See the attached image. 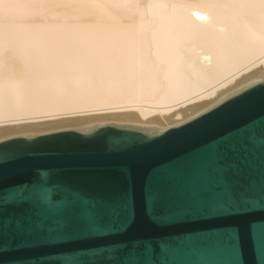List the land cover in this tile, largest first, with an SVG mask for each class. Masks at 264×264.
<instances>
[{
  "label": "bare ground",
  "instance_id": "1",
  "mask_svg": "<svg viewBox=\"0 0 264 264\" xmlns=\"http://www.w3.org/2000/svg\"><path fill=\"white\" fill-rule=\"evenodd\" d=\"M10 1L0 0V141L98 122L167 129L264 73L258 2Z\"/></svg>",
  "mask_w": 264,
  "mask_h": 264
},
{
  "label": "snow or ice",
  "instance_id": "2",
  "mask_svg": "<svg viewBox=\"0 0 264 264\" xmlns=\"http://www.w3.org/2000/svg\"><path fill=\"white\" fill-rule=\"evenodd\" d=\"M233 2L264 5V0ZM172 131L176 137L170 133L151 141L118 131L107 140L106 152L103 147L96 151L148 158L176 138L206 137L194 155L180 159L172 168L150 170L142 193L145 213L154 224L235 218V223L188 233L187 237L220 252L224 259L217 264H243L246 246L251 249L254 264H264V215L256 216L257 212L264 213V81L183 129ZM65 150L77 154L83 148L70 143ZM29 151L17 141H0V186L5 183L6 171L24 162ZM257 153L258 173L252 167ZM55 174L59 177L60 170L56 169ZM86 179L104 195L86 197L73 189L71 196L54 199L52 188L43 187L39 181L18 188L10 186L7 195L0 197V241L8 240L10 247H41L84 240L99 232L102 222L110 224L114 231L126 232L136 218L129 190L110 173L100 172ZM54 184L59 189L68 187L59 179ZM25 191L28 195H24ZM22 205H28L24 213L5 215L8 209ZM180 246L181 241L171 239L155 245L150 239H132L108 250L63 255L58 264H160L158 256L162 252L166 254ZM35 264L56 262L38 259Z\"/></svg>",
  "mask_w": 264,
  "mask_h": 264
},
{
  "label": "water",
  "instance_id": "3",
  "mask_svg": "<svg viewBox=\"0 0 264 264\" xmlns=\"http://www.w3.org/2000/svg\"><path fill=\"white\" fill-rule=\"evenodd\" d=\"M258 74H262V78L226 96L190 120L167 129L98 122L77 129L43 134L21 133L5 139L17 141L29 147L31 151L26 154L24 162L12 165L11 170L6 171L5 183L0 186L4 191L0 192V197L7 195L10 186L18 188L20 185H31L34 181H39L45 188H52L53 193L56 194L54 199L71 196L73 189H78L86 197L104 195L93 182L86 178L106 172L118 177L121 185L129 190L128 196L136 218L134 224L126 232L114 231L110 224L102 222L101 230L87 239L61 241L55 245L15 247L13 244L10 247L8 240L0 241V252H3V255H0V264H35L38 259H47L58 264L59 258L63 255L89 249L108 250L122 246L124 242L132 239H150L154 245L161 240L181 241L182 246L170 249L166 254L162 252L158 256L160 264H217L218 261L224 259L220 252L200 244L195 239L192 240L191 237H187V234H195L209 227L235 223V218L220 217L181 223L154 224L146 215L143 203V187L150 170L172 168L180 159L194 155L199 150L197 145L206 137L176 138L169 146L148 158L100 154L96 149L103 147L106 152L109 148L107 140L118 131L143 141L165 137L170 133L176 137L177 134L172 130L183 129L184 126L204 117L206 113L230 101L234 96L253 87L254 84L264 81V73L259 70ZM70 143L80 145L83 151L69 154L65 149ZM259 163L257 153L252 162V167L257 173ZM56 169L60 170L59 177L55 174ZM56 179L61 180L68 187L57 188L54 184ZM24 195H28L27 191ZM27 207L28 205H22L19 208L8 209L5 215H20L26 211ZM261 215L264 213H256L257 218ZM107 258L106 255L105 260ZM243 264H254V258L248 246L243 249Z\"/></svg>",
  "mask_w": 264,
  "mask_h": 264
},
{
  "label": "rangeland",
  "instance_id": "4",
  "mask_svg": "<svg viewBox=\"0 0 264 264\" xmlns=\"http://www.w3.org/2000/svg\"><path fill=\"white\" fill-rule=\"evenodd\" d=\"M14 1L18 2V0H13V1H10L9 3H11V2H12V3H16V2H14ZM24 1H26V0H19L18 3L20 4L21 2H24ZM30 1H31V0H28L27 2H30ZM12 3H11V4H12ZM18 3H17V4H18ZM11 4H9V5H11ZM19 4H18V5H19ZM7 6H8V3H7ZM12 6H13V5H12ZM15 6H16V5H14V7H15ZM14 7H12V8H14ZM14 9H15V8H14ZM14 9H13V10H14Z\"/></svg>",
  "mask_w": 264,
  "mask_h": 264
}]
</instances>
